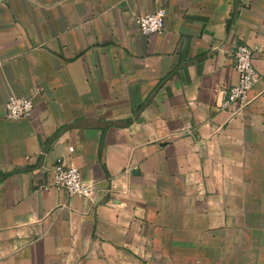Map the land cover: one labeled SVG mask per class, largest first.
Listing matches in <instances>:
<instances>
[{
    "label": "crops",
    "instance_id": "1",
    "mask_svg": "<svg viewBox=\"0 0 264 264\" xmlns=\"http://www.w3.org/2000/svg\"><path fill=\"white\" fill-rule=\"evenodd\" d=\"M243 44L251 102L221 107ZM0 264H264V0H0Z\"/></svg>",
    "mask_w": 264,
    "mask_h": 264
},
{
    "label": "built area",
    "instance_id": "2",
    "mask_svg": "<svg viewBox=\"0 0 264 264\" xmlns=\"http://www.w3.org/2000/svg\"><path fill=\"white\" fill-rule=\"evenodd\" d=\"M166 13L165 7H158L153 12L138 15L135 21L139 31L145 35L162 33ZM254 57L255 47L243 44L235 48L234 68L238 77L235 84L223 89L224 99L221 107L233 104L243 108L251 102L250 91L259 78L253 63ZM34 98L35 94H9L4 103L6 118L12 120L31 118ZM69 150L72 148L69 147ZM50 186L65 191L69 196L85 197L91 202H95L100 192L104 190L99 188L97 183L85 180L80 169L63 157H58L53 165V178Z\"/></svg>",
    "mask_w": 264,
    "mask_h": 264
},
{
    "label": "water",
    "instance_id": "3",
    "mask_svg": "<svg viewBox=\"0 0 264 264\" xmlns=\"http://www.w3.org/2000/svg\"><path fill=\"white\" fill-rule=\"evenodd\" d=\"M136 170L134 169V170H132V172L134 173Z\"/></svg>",
    "mask_w": 264,
    "mask_h": 264
},
{
    "label": "trees",
    "instance_id": "4",
    "mask_svg": "<svg viewBox=\"0 0 264 264\" xmlns=\"http://www.w3.org/2000/svg\"><path fill=\"white\" fill-rule=\"evenodd\" d=\"M129 122V120H126V123H128Z\"/></svg>",
    "mask_w": 264,
    "mask_h": 264
}]
</instances>
